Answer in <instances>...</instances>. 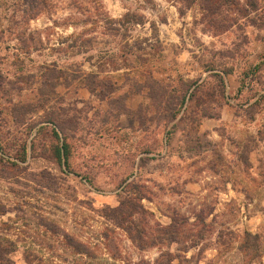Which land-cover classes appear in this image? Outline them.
Returning <instances> with one entry per match:
<instances>
[{
  "label": "rangeland",
  "instance_id": "374dc122",
  "mask_svg": "<svg viewBox=\"0 0 264 264\" xmlns=\"http://www.w3.org/2000/svg\"><path fill=\"white\" fill-rule=\"evenodd\" d=\"M0 254L264 264V0H0Z\"/></svg>",
  "mask_w": 264,
  "mask_h": 264
},
{
  "label": "trees",
  "instance_id": "16d2710c",
  "mask_svg": "<svg viewBox=\"0 0 264 264\" xmlns=\"http://www.w3.org/2000/svg\"><path fill=\"white\" fill-rule=\"evenodd\" d=\"M65 148H67V145L64 143ZM6 259L2 258V254H0V262H4Z\"/></svg>",
  "mask_w": 264,
  "mask_h": 264
}]
</instances>
